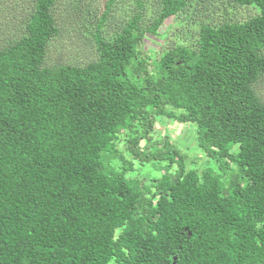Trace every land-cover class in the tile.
Wrapping results in <instances>:
<instances>
[{
	"label": "trees",
	"instance_id": "trees-1",
	"mask_svg": "<svg viewBox=\"0 0 264 264\" xmlns=\"http://www.w3.org/2000/svg\"><path fill=\"white\" fill-rule=\"evenodd\" d=\"M114 1L85 65L47 63L81 0H33L19 36L0 41V264H264V0H233L257 12L203 17L194 46L156 57L147 34L212 0L148 13L132 0L107 37ZM163 117L193 127L208 163L189 168L168 136L154 141ZM149 164L161 173L141 177Z\"/></svg>",
	"mask_w": 264,
	"mask_h": 264
},
{
	"label": "rangeland",
	"instance_id": "rangeland-1",
	"mask_svg": "<svg viewBox=\"0 0 264 264\" xmlns=\"http://www.w3.org/2000/svg\"><path fill=\"white\" fill-rule=\"evenodd\" d=\"M157 0H145L146 12H151L155 8ZM33 0H0V41L4 44L9 39L18 37L24 29L26 21V12L31 9ZM108 0H81L77 11H70L71 7L66 6V17L61 24V33L54 37L48 46L47 63L65 62L77 65H85L97 57V50L94 45L93 33L96 30V20L105 10ZM19 4L25 8V12H19L17 17L11 15V10ZM196 5V3H195ZM102 33L104 36H111L116 31V24L129 17L134 9L132 0H115L111 6ZM16 11V10H15ZM90 11L92 17L87 15ZM256 8L253 6H244L236 4L233 0H212L210 11L206 16L199 12L191 16L179 14L176 18L167 20L160 26L158 34H147L142 48L150 56L161 55L165 50L174 47L179 42L194 46L198 38V29L201 18L205 22L217 24L224 20L240 21L255 14ZM146 14V13H145ZM10 21V24L8 22ZM256 91L264 101V77H261L255 84ZM192 126L181 124L173 118H160L157 121L155 131L152 136L155 140L162 141L168 136L170 142L181 148L185 155L187 166L202 168L208 159L201 149L195 143V134ZM120 150L125 151L124 146H118ZM237 145L234 146V149ZM120 162V161H118ZM147 166L138 167V173L141 177H148L145 172L152 171L155 174L161 172L145 169ZM137 171L132 174L136 175Z\"/></svg>",
	"mask_w": 264,
	"mask_h": 264
}]
</instances>
